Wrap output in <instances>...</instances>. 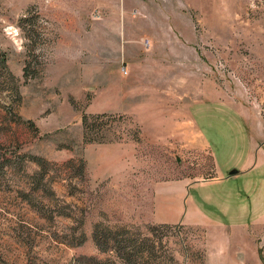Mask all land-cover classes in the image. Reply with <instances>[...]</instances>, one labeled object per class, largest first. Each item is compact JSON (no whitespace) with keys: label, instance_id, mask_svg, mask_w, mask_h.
<instances>
[{"label":"rangeland","instance_id":"374dc122","mask_svg":"<svg viewBox=\"0 0 264 264\" xmlns=\"http://www.w3.org/2000/svg\"><path fill=\"white\" fill-rule=\"evenodd\" d=\"M262 145L264 0H0V264H241L252 247L213 227L235 223L264 264V170L226 189L245 210L201 186L213 224L153 219L161 186Z\"/></svg>","mask_w":264,"mask_h":264},{"label":"crops","instance_id":"0c3cea01","mask_svg":"<svg viewBox=\"0 0 264 264\" xmlns=\"http://www.w3.org/2000/svg\"><path fill=\"white\" fill-rule=\"evenodd\" d=\"M213 100V101H212ZM224 101H221L219 99H210V101H199L197 103H193L190 105V114H192L194 120L196 122H199L200 119L202 122H206L208 117H213L214 114L208 113L211 110L210 104L213 103H221ZM226 104V103H225ZM260 147V148H259ZM236 151H229L228 153L233 155ZM226 156L225 152H216L215 153V161L216 163V170L219 171V176L217 173H215V178L210 180H204L201 182H192V181H176L171 184H168L166 186H161L159 188V194H161V197H159L158 200L154 201V207H153V219L156 223H164L169 225L174 224H181L184 226H205V224H213V222L206 221V219H203L204 221L198 220V217L203 216V212L200 209V206L197 202V195L200 193L202 195V198L207 196L206 191H199V189L203 188L201 186H220L216 189L219 192H216V189H212L211 191L213 194L216 195L213 196L212 202L216 201L217 199L229 201L230 197H233L234 200L238 201L235 203L234 208L242 207L244 210L246 208L245 200L240 196V193L242 191L239 190L234 192L232 188V193L229 191H226L228 187L231 188V181H235L236 179H241V174L243 172H248L249 177H257L258 175H262L261 172L264 170V145L255 147V150H248L247 155L245 158V163L243 166L239 168L238 171L240 172H233L231 170L234 166L236 169V164H231L229 167H225L222 163V161L219 159L220 155ZM218 166V167H217ZM232 171V172H231ZM216 172V171H215ZM239 173V174H238ZM263 176V175H262ZM244 180V186L245 184H248V181L251 180L249 178H246V176L243 177ZM264 183V179H263ZM222 185H227V187H223ZM205 188V187H204ZM229 188V190H230ZM233 193H236V195L233 196ZM159 195H157L158 198ZM258 196L255 197L254 200H257ZM207 201V200H206ZM209 201V206H211ZM264 202V196L261 195V204ZM258 203V201H257ZM226 205L230 206L228 203ZM222 213L225 214V210L222 209ZM255 222H263V233H264V213H259L257 215ZM254 223V222H253ZM252 223V224H253ZM256 223V224H258ZM249 223H235L231 226V228H224L219 226L213 227L215 228V231H225V229H228V234L232 235L234 238L232 240V243L234 246H236L237 251L239 252L242 247V252L244 249H248L246 246L252 247L250 250V253L248 256H252V258H246L244 262H241V264H263L261 254V248L259 247L255 248L253 247V237L252 234H255V229H252L250 224V228H248ZM221 229V230H220ZM211 235V234H210ZM245 248H244V247Z\"/></svg>","mask_w":264,"mask_h":264},{"label":"clouds","instance_id":"9594fccd","mask_svg":"<svg viewBox=\"0 0 264 264\" xmlns=\"http://www.w3.org/2000/svg\"><path fill=\"white\" fill-rule=\"evenodd\" d=\"M5 32L6 34L13 36L14 38L21 37L22 29H20L16 25H9L8 28L5 29ZM24 43V38L21 37L20 40L17 42L15 49L18 53H23L25 51V48L23 47Z\"/></svg>","mask_w":264,"mask_h":264},{"label":"trees","instance_id":"16d2710c","mask_svg":"<svg viewBox=\"0 0 264 264\" xmlns=\"http://www.w3.org/2000/svg\"><path fill=\"white\" fill-rule=\"evenodd\" d=\"M89 121V117L88 116H85L83 118V124L87 127H89L90 129H94L96 127V124H94V122H91L90 123L88 122ZM86 127V128H87ZM216 173V172H215Z\"/></svg>","mask_w":264,"mask_h":264}]
</instances>
